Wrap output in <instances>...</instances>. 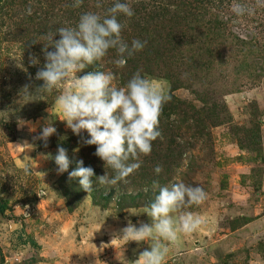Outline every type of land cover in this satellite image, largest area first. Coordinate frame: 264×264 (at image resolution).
<instances>
[{
    "label": "rangeland",
    "instance_id": "374dc122",
    "mask_svg": "<svg viewBox=\"0 0 264 264\" xmlns=\"http://www.w3.org/2000/svg\"><path fill=\"white\" fill-rule=\"evenodd\" d=\"M124 2L134 15L121 16L122 22L132 24L140 18L152 29L143 32L145 37L141 34L145 49L149 40L152 50L133 56L138 69L183 105L160 121L162 134L168 132L161 139L163 146L173 151L165 152L164 184L183 182L208 194L201 204L183 209L200 215L203 223L190 233H178L175 242L165 241L169 246L165 264H264V0H235L253 9L242 16L233 12L234 0ZM73 3L0 0V264H128L152 243L151 239L112 243L128 220L151 222L142 203L119 207L110 201L98 206L86 196L75 208L68 207L57 185L64 174H58L54 160L58 146L67 149L70 167L93 157L96 149L83 143L82 137L89 138L86 131L77 136L67 127L62 110L51 114L57 133L47 147L33 140L64 88L35 94L43 83L35 74L46 62L43 44L48 43L41 36L58 27H75L84 12L103 16L114 0H101L100 8L97 0H83L79 8ZM151 14L157 19L150 20ZM215 19L221 21L219 30L212 23ZM155 33L179 39L177 51L168 56L171 46L164 39L156 41ZM124 38L129 44L136 39L128 31ZM198 54L196 60L210 65L206 74L182 73L194 62L188 57ZM31 55L39 59L38 65L30 64ZM109 62L105 58L95 62L92 71H111ZM176 68L184 86L173 89L167 75H174ZM118 79L116 75L114 84L124 86ZM26 84L33 94L29 99L20 95ZM213 105L225 115L220 123L210 126L207 120L203 126H186L192 107L206 112ZM169 134L178 137L171 145ZM25 140L33 144L32 150L15 147ZM141 187L122 184L116 192L137 193Z\"/></svg>",
    "mask_w": 264,
    "mask_h": 264
},
{
    "label": "clouds",
    "instance_id": "9594fccd",
    "mask_svg": "<svg viewBox=\"0 0 264 264\" xmlns=\"http://www.w3.org/2000/svg\"><path fill=\"white\" fill-rule=\"evenodd\" d=\"M82 4L83 0H74L72 6L79 8ZM96 7H102L101 0H97ZM232 10L237 16L253 12L252 8L235 0ZM28 11L31 14L30 8ZM133 15L129 3L114 0L103 16L92 11L84 12L75 27H58L54 32L48 31L41 36V40L48 43H42L46 62L35 74V80L43 82L36 87L35 94L51 92L60 85L64 88L47 109L50 118L33 140L42 141L47 147L49 138L57 133L51 119L56 109L62 110L65 117L62 121L75 135L80 136L86 131L89 138L82 137L83 143L96 146L95 155L104 162L105 169H112V175L105 171L97 176L94 168L85 166L82 159L69 172L71 161L67 149L62 146H58L54 160L58 174L68 172L69 179H78L81 188L89 194L93 192L94 181L99 186L109 188L129 184V178L142 167L141 157L150 155L153 142L163 139L160 117L171 96L155 80L138 70L124 86L118 87L114 84L116 75L112 71H84L107 56L110 50H114L117 57L111 62L123 69L130 58L143 50L147 41L133 39L129 44L122 36L126 23L119 17L130 18ZM29 62L33 66L40 63L35 55L29 57ZM30 87V84L23 86L21 97L29 99L33 96ZM20 122L21 125L30 123ZM30 130L35 131L34 128ZM15 147L30 151L33 144L25 140ZM154 171L159 175L163 168L157 165ZM153 186L159 189L158 194L144 206V214L151 222L134 224L128 220L127 225L112 239V243L122 240L138 244L151 239L152 243L128 264H165L169 253L165 241L175 242L178 233H190L203 223L200 215L183 211L207 199L208 194L202 187L183 182L160 186L156 181Z\"/></svg>",
    "mask_w": 264,
    "mask_h": 264
},
{
    "label": "trees",
    "instance_id": "16d2710c",
    "mask_svg": "<svg viewBox=\"0 0 264 264\" xmlns=\"http://www.w3.org/2000/svg\"><path fill=\"white\" fill-rule=\"evenodd\" d=\"M109 7L112 6V4L108 5ZM107 10V8H106ZM162 16V15H161ZM158 15H150V20L153 19H157ZM120 19V17H119ZM159 20L161 18H158ZM124 22H130L128 20H125ZM212 23L215 26L216 30L221 29L220 24L221 21L218 20H214L212 21ZM150 24L147 21L141 20L140 18L137 19L136 21L132 22V24H127L126 25V30L123 31L122 36L124 38L125 36V32H130L133 36H135L136 39H141V41H146V39L143 40L142 35L143 32H145L146 30H152L149 28ZM142 34V35H141ZM144 36V35H143ZM156 41L158 40H162L164 39L165 44L168 46H171L166 53H168L167 55L169 56L170 54H173L174 52L177 51L178 49V44L181 43V41L179 39L173 38V35H171V37L169 39H167L168 34L167 33H163L161 35L155 33ZM145 37V36H144ZM150 37V36H149ZM126 39V38H124ZM152 43H150V41L148 40V47L147 49H145V47L143 48V50L141 51L140 55H145V53L150 52L152 50ZM160 43H157V45H159ZM139 54V53H138ZM136 55V54H135ZM134 55V56H135ZM196 57H201L199 54L197 56H193L190 55V57H188L189 61H194L193 64L190 65V67L188 68H184L182 73H191V72H196L198 71L199 73H205L207 71V67L210 68V65L208 63H201V61L196 60ZM203 57V56H202ZM106 60H109L110 62L108 63V68H110L111 71H113V73H115V75L118 76V80L122 81L123 83H121V85H125L127 83V81L132 77V75L138 71L139 66H138V62L136 63L133 60V57L130 58L127 62V66L123 69H119L117 68L111 61L114 60L116 57V53L114 50H110L108 55L104 57ZM202 60H206L204 57L202 58ZM98 67V66H97ZM96 68V63H94L93 65H89L85 71H92ZM147 69H144L143 72H145V74H148V71H146ZM175 74L174 75H167L168 80H170V83L172 85V87H174L173 89H177L180 87L184 86V81L181 80H177L178 78V74L182 75L181 71H178V69H175ZM194 74V73H193ZM176 77V79H175ZM195 80V79H193ZM125 83V84H124ZM181 101H174L173 98H171L170 102L166 103L164 105L163 108V112L162 115L160 117V121H166L168 120L171 116H174L175 114H177V112L179 111L180 107L183 106L181 104ZM193 109V114L190 117V115H187L188 119L186 121V126L190 127L192 126H198L207 122V120H209V125L210 126H215L216 124L220 123V120H222V118H225V115L219 114L220 111L218 110V108L216 107V105H213L212 108L207 109V111H202L201 107L196 108V107H192ZM209 112V115L206 114ZM184 115H186L187 113H183ZM223 115V116H221ZM221 118V119H219ZM224 120V119H223ZM175 124V122H174ZM175 129L177 130L178 134H180V132L178 131V128H180L177 125H174ZM195 131V130H194ZM199 132V131H197ZM168 134V132H165L162 134L163 137H166ZM175 135L177 134H169L168 135V143L169 145L175 143V139H177L178 137H175ZM166 139V138H165ZM89 146V145H88ZM178 146V145H177ZM92 148L96 149V146H90ZM167 146H163V141L161 139H157L155 142H153V150L151 152L150 155L148 156H142L141 159L143 160V164L142 167L140 168V170L135 173L133 176H131L130 179V183L127 184L126 186H132L135 185V183H138L140 186H142L137 193H130V192H116L117 188H109V187H102L99 186L98 184L95 183L94 181V187H93V192H91L90 194L85 192L80 184H79V180L78 179H69V175L68 172H65L60 179L57 182V185L59 187V189L61 190L64 199L66 201V204L68 205L69 208H75L86 196L90 197L92 202L95 205L101 206L104 203L110 202V201H114L116 203V206L122 207V206H126V205H130V206H137L138 204L141 205V203L143 204V206H145L146 204H148L149 202H151L154 197L158 194L159 189L155 188L153 190H147L145 191L144 189H150V186H153L154 181L158 182L160 186H164L165 182H166V177L164 175H162L161 173L159 175H157L154 171L155 167L157 165L163 166L164 165V159H166L168 156L167 154H165V152L167 151L168 153H170V155H173V151L168 149L166 150ZM182 150H180L179 152V157L182 155ZM177 156V157H178ZM176 157V156H175ZM85 166H91L94 168L95 173L97 176L99 175H103L105 173V171H107L109 173V175H112V169L110 168H106L105 169V164L104 162L99 159L96 155H93V157L91 158H84L83 159ZM178 165H176L175 167H177ZM76 164H74L73 166H71L69 168V172H71L73 169H75ZM164 173V172H162ZM153 174H155L154 176H152ZM122 185V184H120ZM113 190V191H111ZM140 200V202L137 201V203H134V200ZM143 201V202H142Z\"/></svg>",
    "mask_w": 264,
    "mask_h": 264
}]
</instances>
